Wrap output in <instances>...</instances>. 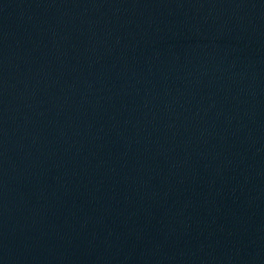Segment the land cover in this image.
<instances>
[{
  "label": "water",
  "instance_id": "95a60500",
  "mask_svg": "<svg viewBox=\"0 0 264 264\" xmlns=\"http://www.w3.org/2000/svg\"><path fill=\"white\" fill-rule=\"evenodd\" d=\"M0 264H264V0H0Z\"/></svg>",
  "mask_w": 264,
  "mask_h": 264
}]
</instances>
